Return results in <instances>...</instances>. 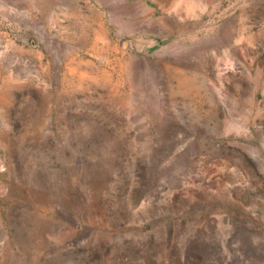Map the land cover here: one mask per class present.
<instances>
[{"label":"rangeland","instance_id":"obj_1","mask_svg":"<svg viewBox=\"0 0 264 264\" xmlns=\"http://www.w3.org/2000/svg\"><path fill=\"white\" fill-rule=\"evenodd\" d=\"M0 264H264V0H0Z\"/></svg>","mask_w":264,"mask_h":264}]
</instances>
